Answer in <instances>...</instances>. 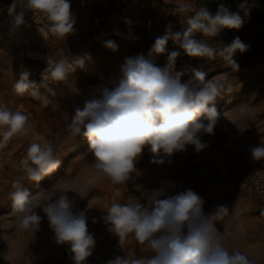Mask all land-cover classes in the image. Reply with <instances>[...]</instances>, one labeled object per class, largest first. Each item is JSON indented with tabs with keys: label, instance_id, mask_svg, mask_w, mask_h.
Returning a JSON list of instances; mask_svg holds the SVG:
<instances>
[{
	"label": "rangeland",
	"instance_id": "obj_1",
	"mask_svg": "<svg viewBox=\"0 0 264 264\" xmlns=\"http://www.w3.org/2000/svg\"><path fill=\"white\" fill-rule=\"evenodd\" d=\"M69 2L76 22L74 31L61 39L48 33L42 15L35 18L31 11H25V24L15 27L14 17L8 11L13 0H0V103L26 114L30 128L26 136L17 134L7 142L0 137V264H73L69 245L56 242L42 208L37 209L42 217L38 230L18 229V214L13 212L9 196L14 181L23 182L37 204L55 199L61 184H68L77 192L84 189L85 197L74 191H69L68 196L75 201L74 209L86 210L88 229L96 240L86 264H107L116 256L151 255L147 245H140L132 234L121 246L119 237L108 231L102 217L106 214L104 209L112 203H146L152 190L162 188L168 195L194 190L206 201L205 213L218 205L227 206L229 213L215 226L220 233H226L229 250L237 249L254 258L256 264H264L262 200L245 191L247 175L264 171V160H254L251 153L252 148L264 144V0H249L255 6L239 29L224 28L215 37L202 33L194 36L217 50L239 37L249 47L243 53L237 51L233 57L238 70L226 65L220 57H190L172 40L167 43V52L155 57V64L164 67L168 53L179 51L175 71L184 73L182 82L192 78L193 70H200L206 73V80L223 85L216 101L220 117L213 134H200L206 147L199 152L194 145H187L186 150L170 156L163 153L156 156L150 146H145L129 180L120 185L96 171L87 138L70 135L66 125L76 107L82 109L98 87H113V82L120 78L125 58L147 56L155 39L163 36L169 26L173 33L184 30V18L173 11L184 0ZM188 2L193 9L207 6L213 12L218 2L231 5L236 11L242 0ZM20 11L16 9L17 14ZM108 40L117 45L115 50L105 46ZM64 56L82 57L85 64L64 81H47L40 86L48 59ZM24 71L38 85L40 99L29 93L23 96L14 93L13 85ZM33 142L50 144L61 160L59 168L38 183L27 181L21 167V160ZM161 159L163 163L155 162Z\"/></svg>",
	"mask_w": 264,
	"mask_h": 264
},
{
	"label": "clouds",
	"instance_id": "obj_2",
	"mask_svg": "<svg viewBox=\"0 0 264 264\" xmlns=\"http://www.w3.org/2000/svg\"><path fill=\"white\" fill-rule=\"evenodd\" d=\"M254 6L249 0H242L233 11L231 5L218 2L213 13L207 6L193 9L191 3L184 0L173 10L184 18L183 31L173 33L169 26L163 36L155 39L147 56L138 54L125 58L120 78L113 82V87H98L82 109L76 107L66 128L72 136L87 138L89 151L95 157V169L100 175L114 184H125L145 146H150L156 156L161 153L170 156L186 150L187 145H194L197 152L206 147L200 134L214 133L220 117L216 101L223 85L206 80V73L200 70H193L192 78L182 82L184 73L175 71L179 51L168 53L164 67L155 64V57L165 54L167 43L172 40L190 57H220L226 65L238 70L239 65L233 57L237 51L243 53L249 47L239 37L217 50L194 36L202 33L215 37L224 28L239 29ZM17 8L21 9L18 14ZM8 11L14 17L15 27L24 25L25 11H31L35 18L42 15L46 19L48 33L57 38L62 39L74 31L76 20L69 0H13ZM105 46L117 48L111 40L106 41ZM84 64L82 57L49 58L40 86L47 81H64ZM29 75L27 71L21 72L13 91L16 95L29 93L34 99H40L38 85L30 81ZM243 112L241 109L240 114ZM28 119L26 114L0 103V129H5L0 132L2 141L7 142L17 134L26 136L30 131ZM251 153L254 160H264V144L252 148ZM60 164L50 144L36 142L29 145L21 160L26 180L37 183L57 170ZM12 187L14 190L9 196L13 212L18 214V229L38 230L42 217L37 209L42 208L56 242L69 245L73 264H86L96 240L89 232L86 210L74 209L75 201L68 196V192L74 190L68 184H61L55 199L37 204L23 182L14 181ZM74 192L85 197L83 188ZM205 202L192 189L168 195L162 188L152 190L146 203H112L104 209L106 214L102 217L108 231L119 237L121 246L129 234L134 235L140 245H147L151 255L146 258L116 256L107 264H256L254 258L241 251H230L225 241L226 233H220L215 226L217 221L224 220L229 208L218 205L212 212L205 213Z\"/></svg>",
	"mask_w": 264,
	"mask_h": 264
},
{
	"label": "built area",
	"instance_id": "obj_3",
	"mask_svg": "<svg viewBox=\"0 0 264 264\" xmlns=\"http://www.w3.org/2000/svg\"><path fill=\"white\" fill-rule=\"evenodd\" d=\"M245 191L260 197L262 200V208L264 209V171L257 170L247 175Z\"/></svg>",
	"mask_w": 264,
	"mask_h": 264
},
{
	"label": "trees",
	"instance_id": "obj_4",
	"mask_svg": "<svg viewBox=\"0 0 264 264\" xmlns=\"http://www.w3.org/2000/svg\"><path fill=\"white\" fill-rule=\"evenodd\" d=\"M216 10H217V9H215V10L213 11V13H215V12H216Z\"/></svg>",
	"mask_w": 264,
	"mask_h": 264
}]
</instances>
